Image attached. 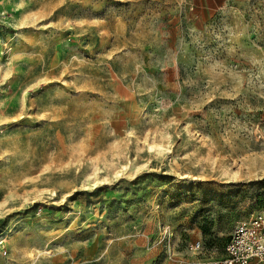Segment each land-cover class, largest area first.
I'll list each match as a JSON object with an SVG mask.
<instances>
[{
	"label": "rangeland",
	"instance_id": "374dc122",
	"mask_svg": "<svg viewBox=\"0 0 264 264\" xmlns=\"http://www.w3.org/2000/svg\"><path fill=\"white\" fill-rule=\"evenodd\" d=\"M262 210L264 0H0V264H203Z\"/></svg>",
	"mask_w": 264,
	"mask_h": 264
},
{
	"label": "built area",
	"instance_id": "2783aa9c",
	"mask_svg": "<svg viewBox=\"0 0 264 264\" xmlns=\"http://www.w3.org/2000/svg\"><path fill=\"white\" fill-rule=\"evenodd\" d=\"M192 250L202 251L203 243L195 242ZM203 264H264V210L237 224L222 258Z\"/></svg>",
	"mask_w": 264,
	"mask_h": 264
}]
</instances>
